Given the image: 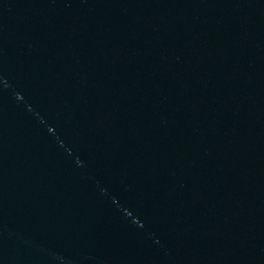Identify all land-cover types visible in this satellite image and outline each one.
Wrapping results in <instances>:
<instances>
[{
    "label": "water",
    "instance_id": "1",
    "mask_svg": "<svg viewBox=\"0 0 264 264\" xmlns=\"http://www.w3.org/2000/svg\"><path fill=\"white\" fill-rule=\"evenodd\" d=\"M0 264H264V0H0Z\"/></svg>",
    "mask_w": 264,
    "mask_h": 264
}]
</instances>
